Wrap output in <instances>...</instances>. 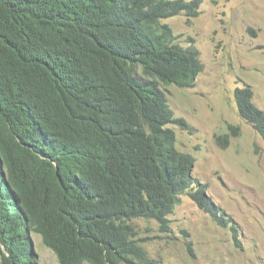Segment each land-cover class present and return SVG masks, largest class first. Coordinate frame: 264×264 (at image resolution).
Returning a JSON list of instances; mask_svg holds the SVG:
<instances>
[{
	"label": "trees",
	"instance_id": "trees-1",
	"mask_svg": "<svg viewBox=\"0 0 264 264\" xmlns=\"http://www.w3.org/2000/svg\"><path fill=\"white\" fill-rule=\"evenodd\" d=\"M203 1L0 0V264H38L33 235L60 264H163L132 222L171 233L185 194L237 239L193 177L196 159L177 147L172 126L192 128L166 92L204 71L166 23L197 17ZM253 98L249 86L235 90L264 139Z\"/></svg>",
	"mask_w": 264,
	"mask_h": 264
},
{
	"label": "rangeland",
	"instance_id": "rangeland-1",
	"mask_svg": "<svg viewBox=\"0 0 264 264\" xmlns=\"http://www.w3.org/2000/svg\"><path fill=\"white\" fill-rule=\"evenodd\" d=\"M166 23L182 46L199 50L204 65L192 88L166 87L171 109L192 128L172 126L177 147L194 156L193 177L209 186L238 236L188 194L170 216L171 233L154 220L132 223L149 257L163 264H264V139L241 118L235 101V90L249 86L264 111V0H204L197 17L181 13ZM226 135L224 146L219 138ZM32 241L38 264H60L41 236Z\"/></svg>",
	"mask_w": 264,
	"mask_h": 264
}]
</instances>
